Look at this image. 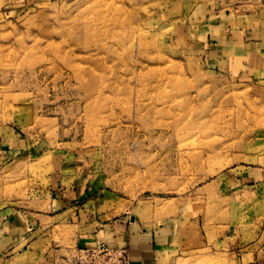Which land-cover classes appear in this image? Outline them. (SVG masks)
Returning a JSON list of instances; mask_svg holds the SVG:
<instances>
[{
    "label": "rangeland",
    "instance_id": "rangeland-1",
    "mask_svg": "<svg viewBox=\"0 0 264 264\" xmlns=\"http://www.w3.org/2000/svg\"><path fill=\"white\" fill-rule=\"evenodd\" d=\"M247 24L264 55V0H0V132L20 142L0 208L33 206L70 164L170 230L163 264H264L249 255L264 64L210 49Z\"/></svg>",
    "mask_w": 264,
    "mask_h": 264
},
{
    "label": "crops",
    "instance_id": "crops-1",
    "mask_svg": "<svg viewBox=\"0 0 264 264\" xmlns=\"http://www.w3.org/2000/svg\"><path fill=\"white\" fill-rule=\"evenodd\" d=\"M214 41L213 59L238 49L244 55L241 65L264 64V55L257 50V27L252 24L239 34L223 32ZM19 146L18 139L0 132V159ZM243 178L249 182V176ZM252 178L257 181L252 192L257 194V225L249 255L264 262V168L257 167ZM33 201V206L0 208V264H72L78 249L100 242L127 246L131 264H163L165 260L170 230L162 224L145 226L128 212H117L118 198L104 195L76 166L60 164L52 170ZM244 251L246 256L250 250Z\"/></svg>",
    "mask_w": 264,
    "mask_h": 264
},
{
    "label": "built area",
    "instance_id": "built-area-1",
    "mask_svg": "<svg viewBox=\"0 0 264 264\" xmlns=\"http://www.w3.org/2000/svg\"><path fill=\"white\" fill-rule=\"evenodd\" d=\"M72 264H131L130 251L127 246L111 247L100 242L93 247L78 249Z\"/></svg>",
    "mask_w": 264,
    "mask_h": 264
},
{
    "label": "bare ground",
    "instance_id": "bare-ground-1",
    "mask_svg": "<svg viewBox=\"0 0 264 264\" xmlns=\"http://www.w3.org/2000/svg\"><path fill=\"white\" fill-rule=\"evenodd\" d=\"M121 39H122V38H121ZM122 41H123V40H122ZM88 89H89V92H92L95 88H94L93 86H88ZM152 103H153V102H152ZM171 103H172V102L169 101V100H167V99H166L165 101H163V105H164V107L167 106L168 104H170V105H168V107H169V106H172ZM150 104H151V103H150ZM172 104H174V103H172ZM175 104H176V102H175ZM154 107H155V106H154ZM155 108H156V107H155ZM150 109H151V108H150ZM152 109H153V108H152ZM171 109H172L171 107L168 108L169 112H171ZM168 110H167V111H168ZM147 111H148V110H147ZM154 111H155V110H154ZM151 112H153V111H151ZM151 112H150V113H151ZM148 114H149V112H148ZM152 114H153V113H152Z\"/></svg>",
    "mask_w": 264,
    "mask_h": 264
}]
</instances>
